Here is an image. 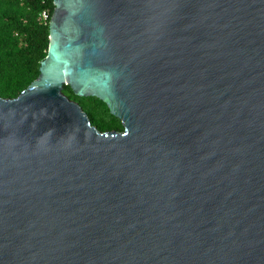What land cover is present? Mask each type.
Returning a JSON list of instances; mask_svg holds the SVG:
<instances>
[{
    "label": "water",
    "instance_id": "water-1",
    "mask_svg": "<svg viewBox=\"0 0 264 264\" xmlns=\"http://www.w3.org/2000/svg\"><path fill=\"white\" fill-rule=\"evenodd\" d=\"M53 5L0 96V264H264V0Z\"/></svg>",
    "mask_w": 264,
    "mask_h": 264
},
{
    "label": "trees",
    "instance_id": "trees-1",
    "mask_svg": "<svg viewBox=\"0 0 264 264\" xmlns=\"http://www.w3.org/2000/svg\"><path fill=\"white\" fill-rule=\"evenodd\" d=\"M53 0H0V96L12 98L39 74L49 44ZM48 15L42 18V12ZM62 91L77 101L101 131L122 130L120 120L95 96H79L69 85Z\"/></svg>",
    "mask_w": 264,
    "mask_h": 264
},
{
    "label": "built area",
    "instance_id": "built-area-1",
    "mask_svg": "<svg viewBox=\"0 0 264 264\" xmlns=\"http://www.w3.org/2000/svg\"><path fill=\"white\" fill-rule=\"evenodd\" d=\"M48 15L45 11L42 12V18L45 20L47 19Z\"/></svg>",
    "mask_w": 264,
    "mask_h": 264
}]
</instances>
